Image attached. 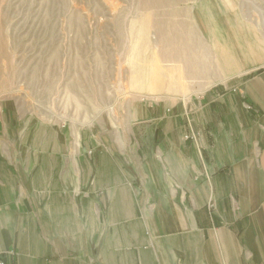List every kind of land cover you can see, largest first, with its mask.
<instances>
[{"label": "crops", "instance_id": "crops-1", "mask_svg": "<svg viewBox=\"0 0 264 264\" xmlns=\"http://www.w3.org/2000/svg\"><path fill=\"white\" fill-rule=\"evenodd\" d=\"M232 14L224 29L264 28ZM263 61L198 100L130 105L109 134L99 121L31 117L24 151L0 167V256L12 264H264Z\"/></svg>", "mask_w": 264, "mask_h": 264}, {"label": "rangeland", "instance_id": "rangeland-1", "mask_svg": "<svg viewBox=\"0 0 264 264\" xmlns=\"http://www.w3.org/2000/svg\"><path fill=\"white\" fill-rule=\"evenodd\" d=\"M235 10L264 26L258 0H0V167L31 117L109 134L130 105L198 100L263 60L264 28L224 29Z\"/></svg>", "mask_w": 264, "mask_h": 264}, {"label": "built area", "instance_id": "built-area-1", "mask_svg": "<svg viewBox=\"0 0 264 264\" xmlns=\"http://www.w3.org/2000/svg\"><path fill=\"white\" fill-rule=\"evenodd\" d=\"M0 264H10V263L7 262L5 259H0Z\"/></svg>", "mask_w": 264, "mask_h": 264}]
</instances>
